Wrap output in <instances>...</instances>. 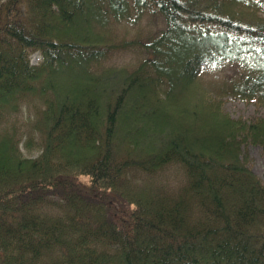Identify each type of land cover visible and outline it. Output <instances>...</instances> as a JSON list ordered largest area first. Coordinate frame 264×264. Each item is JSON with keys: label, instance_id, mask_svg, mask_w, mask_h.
<instances>
[{"label": "trees", "instance_id": "trees-1", "mask_svg": "<svg viewBox=\"0 0 264 264\" xmlns=\"http://www.w3.org/2000/svg\"><path fill=\"white\" fill-rule=\"evenodd\" d=\"M229 95L264 104V0H0V264H264V118Z\"/></svg>", "mask_w": 264, "mask_h": 264}, {"label": "rangeland", "instance_id": "rangeland-1", "mask_svg": "<svg viewBox=\"0 0 264 264\" xmlns=\"http://www.w3.org/2000/svg\"><path fill=\"white\" fill-rule=\"evenodd\" d=\"M166 25L164 17L157 12H147L145 17L135 25L129 23H121L118 26V31L121 37L127 39H137L138 44L126 46L125 48H117L113 54L102 61L103 66L107 65H126L130 67L136 66L141 59L146 55V51L141 45L142 41L147 40L151 35L155 34L161 28ZM39 52L33 53L31 60L33 63H38L41 59ZM232 69L225 70L224 72H231ZM224 74L223 71H221ZM220 70H210L206 67L203 70V78L205 82L211 79H219L222 74ZM223 100V108L233 118L242 117L248 120H255L259 117L264 118V104L258 105L253 102H245L240 98L229 96H221ZM29 111L27 108L21 114V118L26 121L28 119ZM247 150L250 155V165L254 173L261 178L264 182V151L260 145L248 144ZM23 154L25 156H38L40 149L35 146L34 148L27 149L22 147ZM183 177V171L178 166L172 165L162 172L159 178H156L158 182L167 184L178 183Z\"/></svg>", "mask_w": 264, "mask_h": 264}]
</instances>
